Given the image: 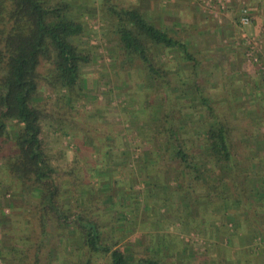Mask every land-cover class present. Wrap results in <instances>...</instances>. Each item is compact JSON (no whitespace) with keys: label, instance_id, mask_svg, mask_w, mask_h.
<instances>
[{"label":"rangeland","instance_id":"374dc122","mask_svg":"<svg viewBox=\"0 0 264 264\" xmlns=\"http://www.w3.org/2000/svg\"><path fill=\"white\" fill-rule=\"evenodd\" d=\"M64 1L72 6V17L83 24L76 44L90 53L92 62L81 69L85 87L79 94L53 91L44 81L49 65L39 69L38 102L45 113L40 123L42 138L65 193L68 186L73 197L86 192L85 211L105 226L102 242L111 250L128 248L137 258L156 255L169 264H264V198L260 202V195L249 203L242 198L241 206L233 201L224 216L215 211L207 216L209 223L196 221L192 231L188 208L180 207L182 193L175 189L176 183L165 175L158 183L154 180L159 166L149 152L152 148L144 127L152 114L162 116L164 102L152 98V107L147 108L146 93L136 86V81L144 80L145 70L123 58L103 0ZM111 1L140 10L155 26L201 52L198 72L205 96L231 124L243 125L239 123L241 111L264 112V0H232L224 9L214 10L202 0ZM242 8L251 17V24L243 27L237 18ZM253 37L261 46L255 61L246 56V41ZM163 60L178 64L180 58L171 52ZM145 86L149 88L148 83ZM106 139L113 145L108 153L98 146ZM0 146L1 158L15 155L12 143L0 142ZM239 149L245 154L250 151ZM3 162L0 193L6 199L0 201V242L18 245V252L0 264H87L86 255L69 241L66 230L50 228L41 234L32 206L36 195L32 197L25 183L12 178ZM158 184L165 187L158 188ZM189 192L188 204L205 195L201 190ZM221 201V208L232 202L227 197ZM117 212H125L126 231L115 229ZM215 222L223 225L219 231L209 228ZM89 259L90 264L110 261L108 255Z\"/></svg>","mask_w":264,"mask_h":264},{"label":"trees","instance_id":"16d2710c","mask_svg":"<svg viewBox=\"0 0 264 264\" xmlns=\"http://www.w3.org/2000/svg\"><path fill=\"white\" fill-rule=\"evenodd\" d=\"M103 6L113 22L123 58L127 63L136 61L145 70L144 80L136 81V86L146 93L147 108L152 98L164 102L162 116L152 114L144 127L152 148L149 152L159 166L154 180L158 183L165 175L176 183V191L182 193L180 207L188 208L191 230L195 231L196 221L209 223L207 216L215 211L224 216L233 201L241 206L243 199L249 203L261 195L263 202L264 115H259L263 111L246 114L239 110L243 125L234 126L205 96L198 72L200 51L191 50L187 42L155 26L138 9L120 7L111 0H103ZM82 34L83 24L72 17V6L64 0H0V142L12 143L15 153L0 160L12 178L25 183L32 197L36 195L32 206L41 234L46 235L50 228L66 230L69 241L86 255L87 264L90 257L101 255L110 257L109 264H169L156 255L137 258L131 249L111 250L103 243L105 226L85 211L89 202L84 198L86 192L73 197L68 186L65 193L66 187L58 183L57 170L44 149L39 69L49 65L44 81L53 91L83 93L81 69L91 64L92 56L76 44ZM171 52L180 58L178 64L163 60ZM262 104L264 109V101ZM106 140L98 146L108 153L113 145ZM240 147L250 151L245 154ZM190 189L193 194L201 190L205 195L188 204ZM225 197L232 202L221 208ZM1 199L5 201V193H0ZM125 219V212H117L115 229L126 231ZM222 226L215 222L209 228L219 231ZM17 247L1 241L0 261L9 260Z\"/></svg>","mask_w":264,"mask_h":264},{"label":"built area","instance_id":"2783aa9c","mask_svg":"<svg viewBox=\"0 0 264 264\" xmlns=\"http://www.w3.org/2000/svg\"><path fill=\"white\" fill-rule=\"evenodd\" d=\"M202 1L205 2L206 5L211 8L210 10H214L218 8L224 9L226 4H228L230 1L232 2V0H202ZM237 18L240 26L242 27L251 24V17L247 9L245 8H242L239 11ZM260 47H261L260 41L256 37H253L246 41V51H247L246 56L249 58V60L250 59L254 61L256 60L257 56H255L254 54L260 49Z\"/></svg>","mask_w":264,"mask_h":264}]
</instances>
